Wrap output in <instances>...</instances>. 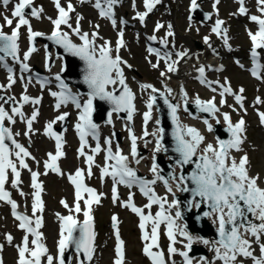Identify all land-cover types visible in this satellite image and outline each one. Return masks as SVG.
Wrapping results in <instances>:
<instances>
[{"label": "snow or ice", "instance_id": "6c2138e0", "mask_svg": "<svg viewBox=\"0 0 264 264\" xmlns=\"http://www.w3.org/2000/svg\"><path fill=\"white\" fill-rule=\"evenodd\" d=\"M83 2V0H82ZM161 0H144V6L147 9L146 12L137 13V17L141 22L144 21L145 17L149 12L159 4ZM11 3V0H0V5L5 8ZM55 6L58 10V17L52 20L54 25L51 36L48 39L55 41L56 44L62 46L64 50L72 56L79 57L85 63V70L83 75V81L87 84L89 92L88 98L83 103L80 102L79 96L74 94L68 85L60 80V76L57 75L56 79L60 80V91L52 92L51 95L56 97L57 103L56 108L59 109L61 105H66L69 102L75 105L80 110L78 123L76 124V131L79 135L81 147L79 154L85 155L84 148L87 145V137L91 136L93 139L99 140L98 126L93 122L92 114L94 111L93 101L95 99L105 100L112 105V112L126 111L128 113V120L132 119V114L135 111L133 104L134 94L128 88L125 83L124 71L121 64H126L119 55L120 48L124 46L123 32H121L120 39L116 44V55H112V49L109 46V42L99 47L97 56V46L95 45L96 33H92V38H89L88 33H81L79 28V20L77 18V26L73 31L80 36L81 44H75L71 41L68 33L61 32V25H71L69 21V13L74 11L72 4L69 2L67 9L60 5V0H54ZM118 3V0H95V7L100 10L102 17H107L112 20L113 26L116 24V20L113 18V6ZM219 0H216V4ZM241 7L239 8L240 14H246L247 9L243 6L244 0H239ZM260 5V12L264 15V0H257ZM198 7L196 0H192V9L195 10ZM215 7V4L213 5ZM31 9L30 15L36 18H40L43 9H37L33 7V0H18L15 3L11 12V18L8 15H3L4 23L11 27L13 25V18L16 19L15 27L12 28L11 34H7L3 31V25H0V61H3L6 56H11L14 60L20 61L19 44L18 40L20 37V29L22 26H27L29 41L34 40L36 37L42 36L43 33L33 31L29 20L26 18V9ZM191 19V17H190ZM251 20L256 22L259 26V30L253 34L249 32V36L252 41L251 55L253 58V64L255 67L252 69L253 76L258 75L260 65L258 64V52L257 49H264V18L258 16H252ZM222 20H217L213 27V32L218 36L223 35L225 45L227 46V29H222ZM157 30L162 25L157 24ZM171 29V25H169ZM173 33L168 32L171 36ZM155 40L156 37H150ZM166 43V41H162ZM207 42V38H205ZM149 52H155L159 56V52L156 49L149 48ZM35 47H30L27 52L23 54V60L27 61L31 54L35 52ZM177 55L183 56L185 53H178ZM163 58V57H161ZM175 62L168 64V71H175ZM157 65H153L156 67ZM10 73L9 87L15 83L13 76L11 75L12 69L4 65ZM21 70L28 71V65L21 62ZM204 67L199 69L201 83H208L211 85V81H206L204 77ZM163 75V73H161ZM119 83L123 85V91L119 96L115 95L114 91H108V85H116ZM216 83H219L218 81ZM142 88H151L153 92L157 90L150 84L141 85ZM222 91L220 96L224 97L225 94H232V89L229 86L221 85ZM169 93L171 90H168ZM215 91V89H213ZM243 92V89H240ZM186 97V94H185ZM0 99H3L0 97ZM11 99V98H10ZM156 97L150 96L149 103L147 105L149 111L144 113V121L147 124L148 120L151 119V109ZM24 103L31 102L33 104H39V99H32L31 97L24 95L22 97ZM235 100L241 107H243V97L241 95H235ZM259 102V99L258 101ZM165 103L171 109L172 120L176 124L177 132L175 133L176 148L182 159L178 161L181 164H188L192 161V157L196 155L197 149L200 144L204 141V136L192 127H185L179 123V119L176 115L178 105H173L168 102L165 98ZM185 103H187L185 99ZM221 104L225 103V100L221 99ZM196 104L199 109L203 112L215 115L219 111L213 100L201 101L199 98L196 99ZM187 110V109H185ZM108 113L109 123H111V114ZM38 110L33 111L30 118L26 120L28 132L32 131L33 121L38 116ZM261 123L264 124V112L259 113ZM19 116L24 119V113L20 107H13L12 114L10 115L3 106H0V200L6 201L12 207V214L19 221V228L24 230L27 234L23 237L22 246L18 247L19 260L18 264H42V258L46 257V264H54V259L58 261V264H66L65 251L70 247L75 248L77 257L79 258L83 254L84 259L79 260V264H84V260L91 261L95 247V232L93 230V216H92V205L98 204L102 194H97L95 189L88 187L84 183L83 170L77 169L75 175H69L68 179L75 186L76 204L74 211L80 213L82 211L80 201L83 199L85 210H83L84 220L81 223L75 216H59L60 219V238L58 241V257L54 258L52 255H48L47 247L42 243V233L39 231L42 226V219L36 217L35 220L27 215L21 214L16 211L17 204L11 199L10 193L5 191V183L8 180V172L11 170L14 179L12 180L13 187H16L20 183V171H18L17 163L11 159L14 154L19 161L20 168H28L25 162V157L30 156L27 149L13 139V133L10 128L5 127V120L15 123V117ZM67 113L58 116L56 119L63 121ZM224 121L227 123V130L231 134V138L228 140H218L217 146L214 147L212 144H208L203 149V154L199 157V162L196 163V170L191 174L190 177L181 176L180 180L183 182L186 179H191L195 185L191 189L193 196H199L204 202H207L211 212H205L204 216H210L215 214L216 219L214 223L218 224L219 239L213 242L212 251L215 253V258L222 261L223 264H244V260L241 258H247L252 261V264H264V188L260 187L258 181L259 176H251L247 165L249 164L248 156L245 154L239 159L231 155V151H241V145L244 143L242 133L244 132V120L240 119L238 122L233 123L227 113L224 114ZM55 121H51L47 124L45 132L47 135L53 137L56 141V152L55 155L49 153L48 161L45 162V169L51 170L56 173H60V168L57 161L64 155L63 138L62 136L53 132V124ZM159 123V121H157ZM205 123L208 122L205 120ZM209 131L212 130V125L208 124ZM158 133L162 134L163 129H159ZM27 134V133H25ZM16 135H19L17 133ZM129 135L132 141V155L136 156V139L137 137L132 134L129 129ZM145 135H149L145 131ZM157 135V133H153ZM186 137H190L187 139ZM6 140H10L14 145L16 151L13 153L10 150ZM107 144H111L110 140L105 141ZM156 150H160V140H157ZM99 142L96 147L92 149L93 153L100 152ZM115 161L114 164H107L101 169V178L105 176H111L114 185L116 183L124 184L128 187H132L133 184L139 185L141 193L148 198V204L145 208L151 209L153 204H158L160 211L155 213V216L149 212L147 215L144 212V208L137 207L132 202V196L129 195L128 201L123 205L124 207L130 208L132 212L136 213L140 218L139 227L143 233L142 239L144 241H150L145 243L144 254L149 257L152 264H167L163 251H153V249L159 248V229L161 224L166 225V234L171 242L168 247L169 255L179 254L183 257L184 264H193V259L189 256V251L192 248V244L196 237H193L185 230L184 227L178 225L176 221L181 218V213L176 211L175 217L170 214V209L178 207V201L173 200L169 205L168 209H165L166 198H162L154 192L150 187L156 180L146 181L137 178L135 170L128 166V157L124 156L117 150L115 153L112 152L111 147L107 149L106 161ZM86 162L89 166L88 175H91V167L94 163V156L88 155ZM139 163V161H137ZM111 169V171L109 170ZM152 171H157V165L153 163ZM39 173L32 172V187L36 189L33 193L34 200L32 204V213L35 214L39 211H43V201L41 200L40 193L42 191V185L38 183ZM157 179H164L157 175ZM165 185H168V181H164ZM179 187V185H178ZM183 191H189L187 187L182 189ZM168 191L171 192V187H168ZM87 193V199L84 198V194ZM113 202L118 200L117 190L114 186L112 189ZM23 195V193H21ZM62 204L67 208L68 205L65 201H61ZM199 206V205H197ZM113 228L116 229V248L115 254L116 259L114 264H124V241L120 239L118 220L116 216L112 217ZM151 224V233L147 231V225ZM79 232V236L75 233ZM179 234L186 238L187 243L184 245L186 250L181 251L174 247L177 243L176 236ZM29 235L33 237L31 240L32 247H29ZM9 243L12 242L13 237L8 235L6 237ZM204 244H209L208 240H203ZM253 243L259 247V255H255V249H253ZM2 248V246H0ZM202 264H210L205 258L201 257ZM0 264H3L0 260ZM173 264L175 262L173 261Z\"/></svg>", "mask_w": 264, "mask_h": 264}, {"label": "rangeland", "instance_id": "374dc122", "mask_svg": "<svg viewBox=\"0 0 264 264\" xmlns=\"http://www.w3.org/2000/svg\"><path fill=\"white\" fill-rule=\"evenodd\" d=\"M64 3L67 1L76 0H62ZM143 0H127L121 9V12H124V9L130 10V17L134 18L136 11L139 13L142 11L141 3ZM13 3H17L18 0H13ZM12 3V4H13ZM199 10L204 11L207 10L210 12L212 7L208 0H200L198 3ZM235 0H230V2L226 0H219L217 5V13L212 14L209 21L200 22L197 19H194L192 22L187 20V15L189 14L190 4L189 0H161L159 4H156V14L153 18L147 19V26L143 28V32H151L156 37L166 41L172 51L174 50H184L188 51V58L185 62L189 64H195L199 67L204 61H209L211 58L217 56L226 66L223 71L215 72L211 71L208 74V79L212 81H218L222 83H228L234 89L235 92H240L241 87L243 86L247 88L243 89V95H245V106L243 108H238L234 105L233 99L231 96H228L227 104L223 107V111L230 112L235 119L237 120L241 113H244L247 116V128L245 132L242 134L244 138L243 150L245 153L249 154V164L248 168L251 174L259 176L260 180L264 183V129L259 126L254 114L253 109L264 110V80H254L247 71L240 69V64H246L247 62V52L251 46L249 42V32L256 33L258 29V24L256 22L251 23L248 20V16L239 17L235 13ZM250 13L257 14L258 17L264 18V15L260 12V5L257 3V0H251L249 3ZM33 7L37 9H43L41 12L40 18H35L28 14L29 22L33 31L43 33L44 35L50 34V29L52 25V20L56 15L55 9L50 0H34ZM198 10V9H197ZM196 10V11H197ZM198 11L197 13H199ZM3 15H11V6L0 7V25H3V31L8 33L9 26L4 23ZM81 17L80 22L82 24L83 32L92 36V33H96L95 40L100 44H104L105 41L109 42V46L113 50L116 55V44H117V31L113 29L111 25L107 23L105 18H102L98 12L94 10L89 4H76L75 11L70 15L68 23L71 25L69 27L66 25L62 28V32L68 33V36L71 37L73 41H77V37L73 34V29L77 26V18ZM223 19V26L227 29V46L225 45L223 35L215 36L213 34V26L215 25L217 20ZM157 24L162 25L157 30ZM192 24V25H191ZM169 25H171V29H169ZM191 25V26H190ZM249 26L248 30H245ZM171 30H175L177 33L169 36L168 32ZM137 33L134 31H129V35L125 36V45L120 48L119 55L121 58L127 59L128 62L131 63V66L128 67L125 64H121L125 67V77L127 82L129 83L130 88L136 93V111L139 106H143V102L140 94L141 85L138 80L146 79L156 84V87L162 89V85L165 80H160V71H166L167 63L158 64L156 59H153L152 56L148 55L145 49L142 47L141 43H138V40L135 38ZM28 36L27 26L22 29V32L19 37V43L23 45ZM205 38H207V42H205ZM195 41L199 42L202 46L197 47L195 45ZM44 42L39 46L38 52L40 53L35 58H42L45 53L44 50ZM21 50V49H20ZM243 51V52H242ZM241 53H243L245 59L239 62H236L235 57H240ZM264 54V51H262ZM207 66L206 63H204ZM153 65H157L153 67ZM52 66V64H51ZM60 66L59 62H56L55 67L58 68ZM188 69V68H187ZM184 87L188 94L193 98V102H196V99L199 100H212L211 98L215 95L219 99V94L215 93L212 89L207 87L203 83H199L194 80L193 75L187 79H184ZM209 85V84H208ZM7 89H0V92L6 91ZM20 88H13L11 93L7 92V94L12 95L11 98L20 99ZM146 99V97H145ZM259 99V102H257ZM43 115L35 122V125L40 123L49 122L50 118L53 117L52 110L48 107V101H44L42 106ZM136 114V113H135ZM142 115V114H141ZM116 116V115H114ZM214 116V115H213ZM133 116V121H134ZM187 118V116H184ZM219 119H223L222 114H219ZM136 126L137 129L140 130L141 122L140 115L136 117ZM201 119L202 117H198L196 124L201 127ZM189 121L188 119H186ZM196 120V121H197ZM214 121V119H213ZM113 122L114 126L106 127L108 133H112L114 128H120V121L114 117ZM189 123H191L189 121ZM195 124V123H192ZM155 123H153L152 129L155 128ZM69 126L64 129V136L70 139V132L68 130ZM16 130L15 133H19L18 141L21 145L30 148L32 159L29 160L28 163L32 165V169L40 170L45 173L44 164L47 161V153L43 150H40L37 142H44L47 146L48 139L42 137V134L35 133L32 136H27L24 131L23 122L17 123V125L13 128ZM126 131H123V136L126 134ZM16 136V138H17ZM22 137V138H21ZM32 138L36 140L33 141ZM124 142L120 145L122 152L128 157L130 153L128 150L129 140L123 137ZM155 143L154 140L149 139L146 144L148 146H153ZM208 143V142H207ZM69 144L74 148V144L72 141H69ZM206 144V142H205ZM67 153L69 157H71L72 151L71 148H67ZM77 161L74 165L70 167L69 160H65L63 162L67 172L74 171L77 166L84 165L83 159L80 160L76 158ZM98 163V162H97ZM148 162H140L138 163V167L144 170H147ZM74 166V167H73ZM73 167V168H72ZM94 173H100L101 169L99 166H95L93 169ZM21 184L20 188L22 190L23 183H29V170L25 171L22 169L20 173ZM174 176H171L173 178ZM44 181L46 184V198L49 205V211L47 217V224H45V234L47 247L49 249V254L53 256L54 252V244L56 238V232L58 230V226L53 221V216L55 211H59L61 208L66 209L64 204L62 205L60 202L63 200L65 195H68L71 191L70 184L68 179L63 175H55L53 173L45 174ZM157 186V190L163 192V188L161 184L155 185ZM99 194L101 195L100 202L98 204L95 203V222L93 223L94 228L96 230L95 241H96V251L94 253V257L91 259L90 264H113L114 256H113V246L116 243V239L110 234V225L109 221L112 216H116L118 220V227L121 238L124 240L127 250V259L124 264H149L144 258V254L141 250V245L145 241L142 239V231L139 227L140 220L136 219L130 208L124 207L123 199L128 198L129 195L134 194L137 196L136 202H139L140 199L138 197V193L136 190H123L122 195L118 197L116 202H113V197L109 192V187L107 184L103 182L98 184ZM13 193L18 196L21 195V192L18 189H13ZM169 200H172V196L168 197ZM26 199L23 198V202ZM69 206V205H68ZM111 212V213H110ZM110 213V215H109ZM109 216V217H108ZM209 225L214 227V220L212 222L208 221ZM55 229V230H54ZM149 232H151V225L148 226ZM3 231H13L11 221L6 216V213H1L0 217V234ZM2 236L0 235V241H2ZM11 247L5 252V259L7 264H13L15 262V257L13 252L10 253ZM73 257L76 256V253H72ZM173 259L178 260L176 254L173 255ZM200 260V257L197 258ZM69 264H73V261L70 260Z\"/></svg>", "mask_w": 264, "mask_h": 264}, {"label": "water", "instance_id": "95a60500", "mask_svg": "<svg viewBox=\"0 0 264 264\" xmlns=\"http://www.w3.org/2000/svg\"><path fill=\"white\" fill-rule=\"evenodd\" d=\"M209 20V16L207 17ZM197 46H200L197 44ZM65 60V66L66 70L61 74V76L65 79L66 82L74 84L77 86L78 89H80L83 92L88 93L89 89L87 84L84 83L83 81V75L81 74L85 70V63L82 61L79 57H75L67 53L65 50L60 52ZM3 54V53H2ZM81 74V78L79 76ZM111 86V85H110ZM115 92V95L119 96L121 92L123 91V85H119L118 88L113 90ZM170 104L175 105L173 102L169 101ZM95 104H96V116L95 119H99V113L105 114L103 117L104 120H109L108 113L112 112V105L105 101V100H99L95 99ZM156 105L158 107V112L160 115L161 119V126L163 129L162 133V139H163V147H164V152L170 157V159L174 162H176L180 168H181V173L180 176H185V177H190L191 174L196 170V163L199 162V157H192V160L196 158V163L195 164H181L178 163L182 159L181 155L175 151L176 148V139H175V133L177 132V127L176 124L172 120V114H171V109L168 107V104L165 103V98L162 97L161 95H157L156 97ZM189 108L192 111H196L198 107H195L193 104H188ZM113 113V112H112ZM121 115H125V111L121 112H116ZM98 116V117H97ZM220 137L222 140H228V135L227 136H222L221 133L219 132ZM158 164L159 167L162 169V175L166 178L169 176H172L173 174L171 173V165L170 163H167L166 160L159 158L158 159ZM187 168L189 171H187ZM185 187L189 189V191H182V203H183V218L185 222L187 223V226L189 230H197L200 234H203L205 230L209 231L210 228H212L209 223L207 222V216H204L205 212H208L210 209L208 207V204L206 202V205L201 204V197L199 196H193L191 189L195 187V185L192 183L191 179H186L184 181ZM197 198L199 202H197V206L194 210H192V201L193 199ZM76 236H79V232L77 231L75 233ZM219 238V234H218ZM75 248L70 247L67 251L66 254V260L68 261L70 259L72 251H74ZM81 258L83 257V254H81Z\"/></svg>", "mask_w": 264, "mask_h": 264}, {"label": "bare ground", "instance_id": "6f19581e", "mask_svg": "<svg viewBox=\"0 0 264 264\" xmlns=\"http://www.w3.org/2000/svg\"><path fill=\"white\" fill-rule=\"evenodd\" d=\"M82 33V32H81ZM91 39V37H89ZM42 41L39 40L38 41V46L41 45ZM95 45L97 46V55L99 54L98 53V49L101 45H99L98 43H95ZM51 56L53 55L54 56V53L52 51V53L50 54ZM113 55V53H112ZM217 56L213 57V59L211 60L210 63H215L217 62ZM122 67V66H121ZM123 68V67H122ZM185 69V67H184ZM124 71V69H123ZM185 71V72H184ZM180 73L179 76H177L175 78V76H171V77H168V80L166 82V90H160L158 88H155L157 91L156 92H153L151 91L155 96L158 95V94H165L167 97H169V100L172 101L175 105H178L179 107L177 108V117L179 119V123L185 127H191L186 118L184 116H186V113L183 110L184 108V105H185V99L187 102L189 103H193V98L188 94V92L186 91L185 87H184V79H187L189 78L192 73L191 71H189L188 69L184 70ZM52 73H54L55 71L52 70L51 71ZM82 75H84V72L81 73ZM81 74H79L80 78H81ZM124 74H125V71H124ZM125 77V75H124ZM126 79V77H125ZM146 81V80H144ZM116 85H114L112 88H114ZM171 90V92L169 93L168 90ZM185 94H186V97H185ZM135 98H136V95H134ZM168 100V99H167ZM2 103V100L0 101V104ZM215 103V102H214ZM216 104V103H215ZM157 105L153 104V108H154V112L152 114V116H156L157 115ZM216 107L217 109L219 110V107L217 106L216 104ZM220 111V110H219ZM219 111H217L216 113H218ZM216 113H215V119L217 118L216 116ZM159 121V118L156 119V122ZM160 129V125L157 124V126L155 128H153L152 130H150L149 132V135H145V134H140V135H136L137 139H136V142H137V151L139 152L138 153V157H133V155L129 156L128 158V166L131 167L133 170H135V172L137 174H139L138 176L146 181H152V180H156V182L160 181L161 179H157V175L161 176L162 177V174H161V170L160 168L157 166V171L154 173L152 171V165L154 163V157L155 156H159L161 157L162 159L166 160L167 163H170L171 165V173L173 174V178H170V182L172 184H174V192H178V193H181L182 189L185 187V184H184V181L182 182L180 180V166L172 161L170 159V157L168 155H166L165 152H163V144L161 145L160 147V150L157 151L156 148H157V144H154L153 146H148L146 144V142L152 138V140H154L155 138H157L160 133H158V130ZM153 133H157V135H153ZM187 139H190V137H186ZM33 141H35L36 139L35 138H32ZM203 147L202 145L199 146V148L197 149V153L194 157H198V156H201L203 154ZM139 158V159H138ZM132 159V160H131ZM139 160V161H142V162H145V163H149L148 166H147V170H144V169H140L137 165V163H135V160ZM196 163V158H194L191 162V164H195ZM187 171H189V169L187 168ZM179 185V187H178ZM260 185V184H259ZM261 187V185H260ZM24 194V192H23ZM182 196V194H181ZM197 202H199V200L197 198L193 199L192 201V210H194L196 208V205H197ZM170 203H168L169 205ZM201 204L202 205H206V202H204L201 198ZM183 203L181 202L180 204H178V207H175L176 211H179L180 212V209L182 207ZM150 212V211H149ZM208 212H211V209L208 210ZM3 213V212H2ZM216 219V216L215 214L213 215H210V216H207V220L212 222L213 220ZM55 230V229H54ZM193 232L194 233H189L190 235H192L193 237H196L197 239L194 240L193 243L195 244H199V245H202L203 247L202 248H205L208 252V255L207 257L205 258L207 261L209 260L210 264H214V262L212 261L213 258H215V253L214 251H212V247H213V242L217 241L219 238H218V229H217V225L215 224L214 227L210 228L209 231L205 230V232L203 234H200L197 230L193 229ZM95 234H96V231H95ZM203 240H208L210 243L209 244H204L203 243ZM96 246L95 245V251H96ZM185 250V249H184ZM94 251V253H95ZM93 257H94V254H93ZM92 257V258H93ZM194 264H202L200 263L199 261H195Z\"/></svg>", "mask_w": 264, "mask_h": 264}]
</instances>
